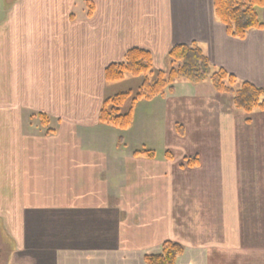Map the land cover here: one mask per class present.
<instances>
[{
	"label": "crops",
	"instance_id": "obj_1",
	"mask_svg": "<svg viewBox=\"0 0 264 264\" xmlns=\"http://www.w3.org/2000/svg\"><path fill=\"white\" fill-rule=\"evenodd\" d=\"M85 1L93 5L90 17L52 19L50 44L20 42L0 59V173L15 171L17 179L20 171L23 196H52L51 210L35 200L24 222L50 211L54 228L65 212L67 231L76 228L68 243L57 231L51 236L52 264H61L63 252L76 264H145L165 241L183 247L176 264H264V157L252 160L245 151L264 149V112L237 110L206 82H178L173 95L137 103L125 131L135 135L132 145L124 131L98 121L114 88L104 69L133 48L148 51L157 71H166L172 46L195 43L213 69L264 91V9L263 28L237 40L215 19L212 0ZM9 20L21 33L23 14H6L0 27ZM37 114L48 117L51 134L30 127ZM140 150L154 158L133 156ZM191 157L198 158L195 168L184 165ZM43 162L59 176H34ZM77 175L86 179L78 190ZM48 177L50 191H26Z\"/></svg>",
	"mask_w": 264,
	"mask_h": 264
},
{
	"label": "trees",
	"instance_id": "obj_2",
	"mask_svg": "<svg viewBox=\"0 0 264 264\" xmlns=\"http://www.w3.org/2000/svg\"><path fill=\"white\" fill-rule=\"evenodd\" d=\"M86 9L87 17H90L93 12L90 1L86 2ZM212 9L215 19L231 38L243 40L249 31L263 28L258 18V10L264 9V0H212ZM166 58L170 68L166 71H154L151 54L146 50L133 48L124 54L121 62L107 66L103 74L108 84L121 82L127 76L141 79V82L133 94L130 90L106 98L98 112L99 123L120 131L130 129L134 121V108L138 102L173 95L174 86L178 82H187L191 85L206 82L217 94L230 96L232 105L237 110L247 115L255 110L264 112L263 89L247 82L238 85L233 75L223 69H213L197 44L172 46ZM127 104L129 108L127 112H123L122 108ZM33 117L38 120L45 135L53 132L49 129V119L46 115L37 114ZM245 122L250 123V120L246 119ZM175 128L178 136H183L182 125L176 124ZM133 156L153 159L154 153L140 150L135 151ZM165 158L172 160L173 154L167 152ZM184 165L195 168L198 166V158H186ZM182 253L183 247L180 244L165 241L161 244L159 252L146 255L144 262L145 264H176L177 258Z\"/></svg>",
	"mask_w": 264,
	"mask_h": 264
},
{
	"label": "rangeland",
	"instance_id": "obj_3",
	"mask_svg": "<svg viewBox=\"0 0 264 264\" xmlns=\"http://www.w3.org/2000/svg\"><path fill=\"white\" fill-rule=\"evenodd\" d=\"M85 2L87 1L0 0V18H4L6 14H23V30L21 29V33H19L20 28L12 27L13 20H9L8 24H6L4 27H0V59H8L13 45L19 46L21 44L20 46L23 47L24 45L39 46L41 44H50L52 39L51 30H48L46 24L48 22H51L52 19L60 20L61 18H63V16L70 13L75 15L77 18H80L83 13L87 12ZM2 24L3 23H0V25ZM168 68L170 67L168 66ZM153 69L154 71L157 70L154 66ZM0 76H3V74ZM151 79L152 78H150V80ZM2 84L3 83H0V85ZM111 84H114L113 92L111 93L112 96L119 92H126L131 90L133 94L137 91L136 79L129 76H127L121 82ZM128 108L129 104L122 108L123 112H127ZM30 124V127L33 126L36 129L39 128L38 130L42 132L43 135H45V131L40 128L39 122L36 118L35 121L32 119ZM121 133H124V142H130V144L132 145L133 139L135 138L133 132L128 133L124 131ZM130 144L128 146H131ZM245 151L247 155H251L250 158L252 160H254L255 157H264V149L262 153H260V150L256 148H250L249 150L245 149ZM38 166V172H35L36 174H34V176H39V174L40 176H42V174L50 175L52 177L59 176L56 168H53V171H47L46 169L50 167L44 162L42 164H38ZM19 173L20 171L17 173V179L15 178V171L12 172L11 177L0 173V246L3 248V251L6 254H9V261H7L6 264H52L51 236H53L55 231H57V233H59L60 235L61 243H68L72 238L69 232L76 231V228L75 226H72L70 230L67 231L68 226L67 223H65V220L67 219L65 216V212L59 213L58 224L57 227L54 228L52 224V213L50 211L42 213L40 212L37 218L38 222L36 223L34 221L24 222V219L28 218L27 216L34 215L35 212H30L29 210L37 207L35 205V200L41 201L42 205H39L40 208L51 210L52 196L50 194H45L44 196H23V191H20V189L23 190V179L21 178L22 173ZM94 174L97 180L94 182L99 183L101 180H103V177H100V174L98 172H95ZM73 180L75 183L82 185L74 186V189L78 190L79 188H84L83 185H85L86 182L85 177L77 175V177H75ZM37 181L39 182L37 187L35 183L32 184L33 187L27 185L26 191L35 193L39 192V189H47L48 191H50L52 189V186L54 185V181L50 177H48L47 179L45 178L43 181ZM60 185L62 187V182L60 183ZM87 188L88 187L85 186L84 191ZM83 194L84 193L82 192L81 195L84 196ZM23 200L25 204L24 212ZM21 217H24L22 220V226H20L19 222L21 220ZM81 219L83 220L82 216ZM242 220L243 223H245L246 220L244 219V217ZM80 225L82 226L81 233H83L86 230V227L84 228L85 224L84 222H80ZM73 235L74 234L72 233V236ZM71 246L76 250L82 249L74 247L73 245ZM37 247L38 250L36 251ZM75 262L76 261H72L71 257L65 254V252L61 253V264H76Z\"/></svg>",
	"mask_w": 264,
	"mask_h": 264
},
{
	"label": "flooded vegetation",
	"instance_id": "obj_4",
	"mask_svg": "<svg viewBox=\"0 0 264 264\" xmlns=\"http://www.w3.org/2000/svg\"><path fill=\"white\" fill-rule=\"evenodd\" d=\"M8 256L9 254H6L0 246V264H6V262L9 261Z\"/></svg>",
	"mask_w": 264,
	"mask_h": 264
}]
</instances>
